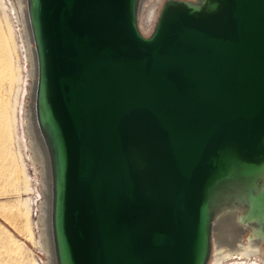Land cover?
<instances>
[{"label":"water","instance_id":"95a60500","mask_svg":"<svg viewBox=\"0 0 264 264\" xmlns=\"http://www.w3.org/2000/svg\"><path fill=\"white\" fill-rule=\"evenodd\" d=\"M26 0L56 264H209L212 220L264 248V0Z\"/></svg>","mask_w":264,"mask_h":264},{"label":"rangeland","instance_id":"374dc122","mask_svg":"<svg viewBox=\"0 0 264 264\" xmlns=\"http://www.w3.org/2000/svg\"><path fill=\"white\" fill-rule=\"evenodd\" d=\"M2 1L7 7V19H4L0 9V62L4 64L0 66V100L2 101L0 104V264H44L47 261V255L39 248L40 224L37 223L40 213L39 206L44 200L42 173H40L41 167L34 166L31 161L29 139L25 132L28 123L26 115L30 108V63L21 25L11 12L9 2ZM164 1L151 0L145 3L142 20L139 21L141 32L145 36H148L154 27ZM18 75L19 82L16 83ZM13 100L15 102L14 113L16 112L14 114L17 132L16 151L13 147L14 140L8 121V113L14 104ZM21 162L25 167L28 183L24 182ZM24 183L28 184L26 191H24ZM26 199L31 204L28 216L22 204ZM5 230L11 232L15 241L5 235ZM29 231L32 232V237ZM250 236V231L245 233L243 245L247 244ZM220 250L223 255L229 253L226 246L221 247ZM251 260L254 264H264L262 246L257 260ZM226 264H245V262L236 261Z\"/></svg>","mask_w":264,"mask_h":264},{"label":"bare ground","instance_id":"6f19581e","mask_svg":"<svg viewBox=\"0 0 264 264\" xmlns=\"http://www.w3.org/2000/svg\"><path fill=\"white\" fill-rule=\"evenodd\" d=\"M151 0L140 1V12L139 21L142 20V13L145 9V3H149ZM11 7V12L17 17L18 23L21 25L23 37L26 43V49L28 52V59L30 63L29 76L31 78V93H30V108L26 118L28 119L26 128V137L29 139L28 144L29 151L32 155L31 161L34 166L41 167L40 173H42L41 183L43 185L44 200L41 203L40 213L38 215L37 223L40 224V235H39V248L47 255V261L44 264H56L54 258V250L52 243V232H51V175H50V163L47 147L44 138L39 131L38 125L35 120L34 112V92L36 84V57L34 46L32 43V37L29 28L28 14L26 0H7ZM0 9L3 17L6 20V5L0 0ZM144 20V19H143ZM9 32V30H8ZM10 34V32H9ZM0 62V66H2ZM19 82V75L17 76L16 83ZM17 98V97H16ZM17 100V99H16ZM14 102V100H13ZM2 101L0 100V104ZM15 102L9 111L8 121L10 123L11 135L14 140L15 151H16V121H15ZM25 126V127H26ZM17 157V154H16ZM19 158V157H18ZM20 163V161L18 162ZM20 165V164H19ZM21 171L24 177V182L28 183V176L25 174V167L21 162ZM24 191L28 190V184L24 183ZM29 199V198H28ZM30 200V199H29ZM25 209V214L28 216L30 213V201L27 199L22 202ZM39 210V209H38ZM239 211L244 212V208L240 206H226L220 209L212 220V260L211 264H226L227 262H242L245 264H254L251 259L257 260V255L261 253V244L258 237L255 235L248 238L246 245H243V236L249 231L252 225H243L239 220ZM1 215V214H0ZM26 216V217H27ZM5 218V217H4ZM28 219V217H27ZM8 222V220H6ZM12 224V223H10ZM13 226V225H11ZM14 227V226H13ZM12 227V229H13ZM18 228V227H17ZM6 231V230H5ZM30 237L32 232L29 231ZM5 235L11 240L15 241L11 232L6 231ZM24 237V235H23ZM26 238V237H25ZM14 244V243H12ZM226 246L229 249L227 255H223L221 247ZM36 264V263H33Z\"/></svg>","mask_w":264,"mask_h":264}]
</instances>
